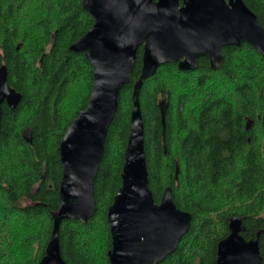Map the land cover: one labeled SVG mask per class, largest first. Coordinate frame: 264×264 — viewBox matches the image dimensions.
Here are the masks:
<instances>
[{
	"label": "trees",
	"instance_id": "obj_1",
	"mask_svg": "<svg viewBox=\"0 0 264 264\" xmlns=\"http://www.w3.org/2000/svg\"><path fill=\"white\" fill-rule=\"evenodd\" d=\"M82 1L0 0V67L7 66L9 85L22 94L15 109L4 105L2 112L0 264H39L53 231L61 140L88 106L94 81L92 63L70 49L95 22ZM244 1L264 26V0ZM143 52L140 47L134 81ZM223 54L217 70L206 56L196 70L164 64L140 93L156 202L171 187L177 207L193 217L178 249L161 264H216L218 243L235 216L247 228L246 239L261 231L264 264V55L248 42L227 46ZM133 86L122 88L108 131L94 185L95 216L62 222L67 264H110L108 209L122 185Z\"/></svg>",
	"mask_w": 264,
	"mask_h": 264
},
{
	"label": "water",
	"instance_id": "obj_2",
	"mask_svg": "<svg viewBox=\"0 0 264 264\" xmlns=\"http://www.w3.org/2000/svg\"><path fill=\"white\" fill-rule=\"evenodd\" d=\"M82 5L95 22L70 49L84 53L92 63L94 81L88 106L61 140L60 204L39 264H67L61 250L62 222L87 223L96 214L95 180L120 93L127 84H134L131 127L122 185L108 209L112 236L108 256L110 264H161L178 249L193 217L177 207L171 187L159 203L151 189L140 100L144 81L167 63H178L183 71L196 70L203 56L217 70L224 61L223 48L245 42L264 55V26L244 0H83ZM140 47L144 49L142 73L134 81ZM21 100L22 94L8 83L7 66L2 65L0 106L6 101L15 109ZM161 110L165 127L163 103ZM252 123L249 120L247 127ZM229 229L218 243L216 264H263L261 231L246 239L247 228L239 216L230 219Z\"/></svg>",
	"mask_w": 264,
	"mask_h": 264
},
{
	"label": "flooded vegetation",
	"instance_id": "obj_3",
	"mask_svg": "<svg viewBox=\"0 0 264 264\" xmlns=\"http://www.w3.org/2000/svg\"><path fill=\"white\" fill-rule=\"evenodd\" d=\"M178 64V63H177ZM4 105H7L8 107H9V105H8V103L5 101V102H3L2 104H1V106H0V115H1V122H2V112H3V106ZM163 105H164V102H163ZM10 108V107H9Z\"/></svg>",
	"mask_w": 264,
	"mask_h": 264
},
{
	"label": "rangeland",
	"instance_id": "obj_4",
	"mask_svg": "<svg viewBox=\"0 0 264 264\" xmlns=\"http://www.w3.org/2000/svg\"><path fill=\"white\" fill-rule=\"evenodd\" d=\"M175 88V87H174Z\"/></svg>",
	"mask_w": 264,
	"mask_h": 264
}]
</instances>
